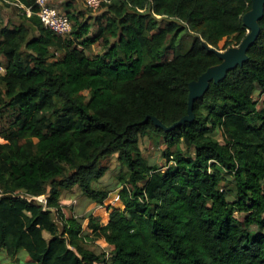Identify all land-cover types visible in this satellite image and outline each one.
I'll list each match as a JSON object with an SVG mask.
<instances>
[{
  "label": "trees",
  "instance_id": "16d2710c",
  "mask_svg": "<svg viewBox=\"0 0 264 264\" xmlns=\"http://www.w3.org/2000/svg\"><path fill=\"white\" fill-rule=\"evenodd\" d=\"M3 1L31 15L4 3L21 21L0 18V252L34 264H264V10L246 61L165 132L151 118L170 127L187 114L188 84L221 62L208 49L246 36L250 0H102L86 7L101 11L92 20L62 0L66 36L43 27L36 0ZM182 34L188 49L166 59ZM154 136L163 167L140 149ZM113 155L126 176L111 193L95 185ZM75 190L97 205L86 228L63 213Z\"/></svg>",
  "mask_w": 264,
  "mask_h": 264
},
{
  "label": "rangeland",
  "instance_id": "374dc122",
  "mask_svg": "<svg viewBox=\"0 0 264 264\" xmlns=\"http://www.w3.org/2000/svg\"><path fill=\"white\" fill-rule=\"evenodd\" d=\"M69 1L70 2L72 1L74 3V6L77 10L86 12V17L87 16L91 17L90 20L101 14V11L98 10L88 11L87 8L84 6L82 0H69ZM5 9L6 11L4 12L5 14L4 17L2 18L3 23L9 20L15 21L14 23H19L21 21L19 12L15 11L14 9H11V7ZM60 10L62 11V8H60ZM226 41L230 43L229 48L237 47L234 43L230 42V39L229 40L222 39L218 44L219 50H222ZM189 42H190L189 36H187L186 34L180 35L179 38H177L174 41L172 48L165 50L164 57L166 59H171L175 54L182 52L184 49L187 50L190 44ZM102 51H103V47L99 43H96L91 47V49L87 53L89 55L99 54ZM54 57H57V55L55 54ZM2 119L0 120V130H3V127L7 126L5 119L4 120ZM179 148L181 149V151L185 152V148L183 145L179 146ZM140 149L143 156L146 158L149 164H154L159 167H163L164 161H162L161 153L165 149V147L159 138L155 136L151 138H144L140 145ZM102 166L105 167L106 171L102 179L99 180V182L95 185V187L98 189L111 190L112 191L111 193H113L117 190L116 189L117 187H121L120 181L122 180V177L124 178V176H126L125 174L126 170L119 164L116 155H113L109 159L105 160L102 163ZM36 201L38 203L42 202L40 201V198H37ZM117 201L118 198L114 197L112 198L111 204H115L117 203ZM61 205H62L63 213L66 216L72 215L75 218H77L82 223L84 228H86L87 217L97 208V205L82 198L80 192L77 190L73 192H64L61 199ZM242 217L243 215L240 213H236L234 215V218L237 220H241ZM88 245L89 248L96 253H101V252L107 254L111 253L109 250L110 248H108L102 241L92 242L89 243ZM15 259H9L8 257H6L4 253L0 254V264H28L27 262H29V259L25 258L23 253L17 254Z\"/></svg>",
  "mask_w": 264,
  "mask_h": 264
},
{
  "label": "water",
  "instance_id": "95a60500",
  "mask_svg": "<svg viewBox=\"0 0 264 264\" xmlns=\"http://www.w3.org/2000/svg\"><path fill=\"white\" fill-rule=\"evenodd\" d=\"M250 10L242 16V24L247 29L246 36L242 39L236 48H228L221 52L213 48L208 50L215 53L221 60L217 66L208 68L201 74L196 81L188 84V99H187V114L179 121L166 127L160 123L156 118H151L155 127H158L165 132L174 130L176 127L191 122L194 118L192 109L193 103L196 99L201 97L207 90L209 83L217 84L221 81L229 70L241 66L246 61V52L248 48L255 42L259 34L258 21L261 19L264 10V0H250Z\"/></svg>",
  "mask_w": 264,
  "mask_h": 264
},
{
  "label": "built area",
  "instance_id": "2783aa9c",
  "mask_svg": "<svg viewBox=\"0 0 264 264\" xmlns=\"http://www.w3.org/2000/svg\"><path fill=\"white\" fill-rule=\"evenodd\" d=\"M102 0H83L85 7L89 9H96L99 7ZM14 5L15 7L21 8L22 11L27 15H31V10L25 8L21 4L4 2L0 0V18L4 17L5 8H9L6 4ZM62 3V0H36L35 5L37 7L36 16L39 19L43 27L49 29L52 33L58 36H66L71 31V23L67 16L58 9V4ZM6 68L3 63H0V77L5 75ZM264 188V182H263ZM42 199L40 198V201Z\"/></svg>",
  "mask_w": 264,
  "mask_h": 264
},
{
  "label": "crops",
  "instance_id": "0c3cea01",
  "mask_svg": "<svg viewBox=\"0 0 264 264\" xmlns=\"http://www.w3.org/2000/svg\"><path fill=\"white\" fill-rule=\"evenodd\" d=\"M1 9V8H0ZM0 254H3L2 252H0ZM19 261H20V259H19ZM28 264H34L33 262H31L30 260H29V262H27Z\"/></svg>",
  "mask_w": 264,
  "mask_h": 264
}]
</instances>
